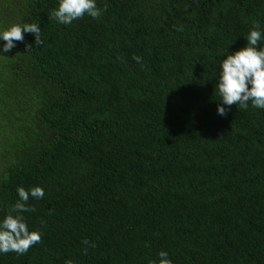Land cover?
<instances>
[{
	"label": "trees",
	"instance_id": "obj_1",
	"mask_svg": "<svg viewBox=\"0 0 264 264\" xmlns=\"http://www.w3.org/2000/svg\"><path fill=\"white\" fill-rule=\"evenodd\" d=\"M96 5L64 25L59 0H0V32L43 41L0 40V221L45 192L21 213L41 243L0 264H264V109L220 116L216 89L256 23L264 48V0Z\"/></svg>",
	"mask_w": 264,
	"mask_h": 264
},
{
	"label": "clouds",
	"instance_id": "obj_2",
	"mask_svg": "<svg viewBox=\"0 0 264 264\" xmlns=\"http://www.w3.org/2000/svg\"><path fill=\"white\" fill-rule=\"evenodd\" d=\"M103 11H106V8L104 10L98 8L96 0H59L58 8L54 9L50 16L60 24L69 25L74 20L84 18L85 15L99 19ZM259 28L258 23L254 24L253 30L246 36L247 45L235 53L227 55L226 59L221 62L216 88L221 96L217 108V114L220 116H226L228 110L236 105L246 109L250 103L254 108L264 109V48H258L262 39ZM25 33H30L35 37L36 45H43L38 24H13L7 30L0 32V40L5 42L2 52L8 53L16 46L15 42H23ZM29 48H31L30 45ZM134 59L137 63L141 62L140 57H134ZM16 191L19 197L18 201L0 221V253L2 254L14 252L17 255H24L42 241V232L39 230L29 231L26 219L21 213L35 211L34 208L27 205V202L30 197L43 199L45 195L43 188L36 186L26 190L23 187H18ZM82 243L95 246L88 240H84ZM84 252L87 254V248ZM159 257V264H172L167 252L161 251ZM65 264H72V261L67 260ZM151 264H155V262L153 261Z\"/></svg>",
	"mask_w": 264,
	"mask_h": 264
}]
</instances>
